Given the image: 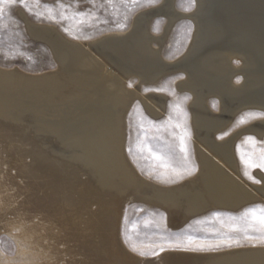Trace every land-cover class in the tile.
Here are the masks:
<instances>
[{"label": "bare ground", "instance_id": "1", "mask_svg": "<svg viewBox=\"0 0 264 264\" xmlns=\"http://www.w3.org/2000/svg\"><path fill=\"white\" fill-rule=\"evenodd\" d=\"M227 1L229 5H234V7L235 5H241V10L236 11L237 17L233 16L236 19L232 18L231 26L208 25L211 34L216 38L223 39L222 36H229V34L233 33L234 28L237 27L236 24H238L239 28L249 32L248 35L250 34L249 38L251 37V40L248 39V43L255 46L256 50L264 55V31L255 30L254 25L250 24L255 21V18L256 21H264V0ZM208 6L205 12L206 15H208L210 10V0ZM254 12H257V15ZM170 16L167 17L172 21L177 15L173 16L174 18ZM193 17L195 18V16ZM137 21L139 22V20ZM137 21L133 24L134 29L144 25L141 24V26V22L138 23ZM50 30L53 31L54 29L50 28ZM124 35H107L103 38V41L101 40L97 44V47L102 51L100 52L99 50L98 53L94 52V49H92L94 46L91 47L90 43L85 45L74 42L66 43L64 38L65 42L58 40L57 38L59 37L56 38L55 35L48 34L47 38L60 50L61 57L64 59L62 64L60 63L62 66L58 63L60 65L58 72L34 79L31 78L32 76L30 78L25 77V74V76H21V73L19 75L14 74L12 71L11 73L0 71V231L6 230L12 236L27 241L32 248L36 249L33 253L39 259L34 261L29 256L21 259L22 263L221 264L218 257V259L212 258L210 254L183 250L163 251L154 261L141 260L133 256L124 247L118 237V231L113 228L117 227V219H119H115L116 209L122 210L121 208L124 207L123 202L126 201L125 197L128 196L126 194L136 191L135 196L137 192L148 196L149 189H151L147 182L145 183L138 179V173L134 172V168H131V163L129 164L127 157L125 158L124 145H122L124 137L123 113L131 101L136 98V94L133 91H127L128 89L123 91L124 88L122 89L123 85L121 84L124 81L122 78L128 76L131 71L128 67L129 64L128 66L122 64L123 57H127L128 53L123 46L129 43L132 50L141 51L143 54L148 43L146 38H142L141 35L139 36L142 40L135 36L137 40L133 41L131 39L133 36L128 38ZM203 42L201 41L200 43L203 44ZM231 45L234 46L235 44H232V42L227 45L226 43L220 44L218 46L220 48L224 47L226 50H221L223 52L215 51V53L205 58L202 56L205 65L218 72L222 80H224V74L229 70V51L234 50L235 47ZM245 45L244 43L236 45L238 47L236 52L244 54L243 57L245 58H240L250 67L254 65L252 67L254 68L260 63V60L255 66L256 60L251 54L252 50L250 51L248 47L245 48ZM198 46L197 44L199 49L200 46ZM98 48L95 49L98 50ZM149 48L151 47L149 46ZM193 48L196 49V47L192 46ZM105 51H108V53H104ZM152 51L150 50V52ZM137 54L134 55V61L143 57V55L139 54L138 56ZM148 55L145 56L146 59ZM151 55L149 56L151 57ZM203 55L205 54L203 53ZM184 57L186 56L184 55ZM196 58H198V55ZM150 60H148L149 63H151ZM104 62L109 63L110 66H104ZM141 63L143 62L141 61ZM136 64H139V62H136ZM193 66L195 67V64ZM244 67L245 69L247 68L246 66ZM244 67L242 70H245ZM200 68L202 69V66ZM132 69L133 72L134 68ZM154 70L152 69L153 72H151H159ZM252 71L250 70V72ZM191 74L193 75V80H190L188 85L193 84L197 79V82H199V79L206 75L197 72V70H194ZM251 75L256 76L257 74L250 73ZM255 78L258 83H262L264 81V72L259 73ZM230 79L232 78L223 82L221 89L227 91L226 93L229 95L241 96L239 97L241 98L239 99L241 100L240 104L243 103L247 107L256 105L264 107V86L254 87L251 92L243 95V91L241 90V92L232 81L230 82ZM101 80L103 82L110 81L112 90L109 91L111 89L109 87L108 90L107 88L105 89ZM251 80L256 81L254 78H251ZM195 84L191 87L200 93L202 87L197 89L199 85L194 87ZM119 86L122 91H119L121 90L120 88L116 90ZM192 93L191 95H194ZM199 99L195 105L192 104L194 106V114L190 110L191 114L197 119L195 121L197 122V139L194 137L197 140V146L194 150L201 166L200 172L197 171L199 175L188 178L182 184L179 183L180 186L178 188L175 185V189L171 187L165 190L163 188L154 190L156 196L164 201L162 204L168 214L167 221L172 226H178L187 217L207 206L213 204L229 207L239 206V204L241 205V203L253 199L258 193H256V187L242 179L233 166V138L226 139L223 142L214 139L215 132L223 129H219V125L223 127L225 124L226 126V123L231 119L230 108L231 106L233 108L234 101L226 97L225 101L228 108L222 111L220 118V116L208 111ZM161 103V97H154L151 102H148L147 107L149 106L148 108L152 109L153 112H158ZM261 124H264V122ZM251 131L261 136L264 132V125L263 128L258 126ZM139 178L141 177L139 176ZM137 199L143 198L139 197ZM22 209L24 210V215L19 217ZM34 210L36 212L35 217L39 215L48 217L50 219L48 221H54V223L46 224L41 221L43 217L29 221L27 216ZM49 236L57 238L56 240L60 241V245L56 244L55 247H52L51 243L47 242ZM78 254L86 258H81ZM69 255L72 259L67 260L64 258ZM261 255L254 256L249 261L247 260V263H242L262 264L264 255ZM222 258L221 260H224V257ZM13 261L5 258L0 253V264H12ZM229 264L233 263L230 261Z\"/></svg>", "mask_w": 264, "mask_h": 264}, {"label": "rangeland", "instance_id": "2", "mask_svg": "<svg viewBox=\"0 0 264 264\" xmlns=\"http://www.w3.org/2000/svg\"><path fill=\"white\" fill-rule=\"evenodd\" d=\"M210 2L211 6L208 15L205 12L209 7V0H38V3L37 0H26V4H21L20 0H16L15 4L10 5L5 3L0 5V8L3 9L2 14H0V71L7 73H11L12 71L14 74L19 75L21 73V76L25 74L26 76H24L29 78L32 76L31 78L36 79L40 76L44 77L58 72L59 66L64 60L61 57L60 50L47 38L48 34L55 35L56 38L59 37L57 39H60V41H64V38L66 43L74 42L84 45L90 43L91 47L94 46L92 48L94 52L98 53L99 50L100 52L102 51L97 47V44L110 34H125L124 36L128 38L133 36L131 38L132 41L137 40V38L139 40L146 38L148 43L146 46H148H145V48H148V51L145 49L143 54L141 51L137 52L135 50V52L132 50L129 43L123 46L128 53L127 57H123L122 64H126L127 66L129 64L128 67L131 71L128 76L122 78L124 81H122L121 85H123V91L127 89V91H133L136 94V98L131 101L123 113L124 137L122 145H124L123 152L125 158L127 157L126 159H128L129 164L131 163L132 166H130L134 168V172L138 173H136L138 179L145 183L147 182L151 189H149L148 196L142 193L139 194V192L135 196L136 191L126 194L128 195V199L125 197L126 201L123 202L124 207L122 206V210L116 209L115 219H119H117V227H113L115 228L114 230L118 231V237L124 247L133 256L141 260L154 261L159 257L160 253L167 250L207 253L212 258H219L221 264H229L230 261L233 264H244L254 258V256L264 255V240L259 238L261 233L249 228L248 236L256 238H247L244 231H242L246 227V222L241 219L248 209L264 208V192H262L264 190V168L254 166L261 163L260 157L264 154V132L260 136L251 131L258 126L263 128L264 124L261 123L264 122V107L262 108L259 105L247 107L243 103L241 105V100H239L241 96L229 95L226 93L227 91L221 89L223 82L229 78H232L229 80L230 82L232 81L240 91H243H241L243 95L251 92L254 87L264 86V81L258 83L255 78L259 73L264 72V55L257 51L255 46L248 43V39L251 40V37L249 38L250 34L248 35L249 32H245L244 29L239 28L238 24H236L237 27L234 28L233 33L229 34V36H222L224 41L219 37H214L208 25L231 26L232 18L233 16L237 17L236 11L241 10V5H235L234 7V5H229L227 0H210ZM200 3L202 4L201 6ZM47 6H51L50 9ZM254 14L257 15V12H254ZM167 16H175V18L173 17L174 21H170ZM136 21L138 23L141 22L140 25L144 24L140 27L143 29H134L133 24ZM250 24L254 25L255 30L264 31L263 20L256 21L255 18V21ZM50 28L54 29V33ZM200 29H202V34ZM135 36L137 37L136 39ZM198 36L201 39L200 41ZM201 41H204L203 44L200 43ZM231 42L235 44V47L239 43L246 44L245 48L248 47L250 51L252 50L251 54L256 60L255 66L259 63V60L260 63L254 68H252L254 65L250 67L246 62H243L242 58H245L243 57L244 54L236 52L238 51V47L235 48L231 45L234 47V50H231L232 52L229 51L228 74H224L225 77L223 76L224 80H222L219 76L220 74L205 65L203 59L215 53V51L223 52L226 48H220L218 45L223 43L227 45ZM194 44L196 45L194 46ZM197 44L200 46H198L199 49L197 48ZM149 46L157 52L155 50L152 51ZM192 46L196 47L197 50L194 48L193 50ZM95 48H98V50ZM132 51L134 52L132 53ZM104 53H108V51ZM135 54L138 56L139 54L143 55V57L137 58L134 61ZM156 54L157 58L155 57ZM146 55H148L147 59ZM197 55L198 58H196ZM157 59L158 61L160 59V61L158 62ZM182 59L184 60L182 61ZM136 62H139V64H136ZM58 63L61 64L58 65ZM240 63L243 65L241 64V66ZM194 64L195 67L193 66ZM104 66L107 67L110 64L104 62ZM199 66H202V69ZM244 66L247 68L245 69ZM243 67L245 70H242ZM132 68H134L133 72ZM152 69L159 72L152 73ZM181 70H184V73ZM194 70H197L201 74H206L199 79L202 83H200L201 85L199 84L200 81L197 82L198 79L193 84L188 85V82L193 80L191 72L193 73ZM250 70L253 71L250 72ZM250 73L257 75H251V77ZM185 77L186 79L189 78L187 79L188 81ZM251 78H254L256 81H252L253 79L251 80ZM101 81L103 82V80ZM102 84L107 90L112 87L110 81H104ZM194 84V87H198L199 85L197 89L202 87L200 93L195 88H192ZM119 88L121 89L119 86L116 90H119ZM122 89L119 91H122ZM111 90L112 88L109 89V91ZM191 93L194 95H191ZM154 97H161L162 100L158 112H153L152 109L148 108L149 106L147 107L148 102H151ZM226 97L234 101L233 108L232 106V109L229 107L231 119L226 123V126L225 124L223 127L219 125L218 128L223 129H218L219 131L215 132L214 139L223 142L226 139L233 138V166L242 179L246 180L249 184L252 183L251 185L256 187V193H258L253 199L245 201L241 205L239 204V206L229 207L221 204L207 206L192 216L190 215L187 219L185 218L186 220H183L178 226H172L167 221L168 214L162 204L164 201L156 196L154 190L161 188L165 190L175 185L178 188L188 178L190 179L199 175L201 166L194 150L197 146V122H195L197 119L193 115L194 106L192 104L195 105L199 99L208 111L217 116H220V114L222 116V111L228 108L225 101ZM193 99L196 101H193ZM190 105L191 107H189ZM190 110H192L193 114H191ZM252 123L254 124L252 125ZM181 138H183V151H181ZM145 141L148 142L151 152L148 148L141 149L140 145ZM156 157L159 158L157 159ZM134 196L136 199L133 200ZM139 197L145 199H137ZM23 211L22 209L23 214L21 213L19 217L24 215ZM217 213L220 215L217 216ZM34 215H36L35 210L27 216L29 221L43 217L41 215L35 217ZM48 220H50L48 217H43L41 221H44L46 224L54 223V221L50 222ZM233 226H236L235 231L233 230ZM189 238H191V244L187 248L175 246L177 241L188 244ZM56 239L53 236H49L47 242L51 243L52 247H55L60 242ZM198 245H203V250L198 249ZM161 247L163 251L160 250ZM33 251H36V249L32 248L27 241L12 236L6 230L0 231V253L5 258L11 261L14 260L12 264H25L22 263L21 259L29 256L34 261H37L39 258L34 255ZM153 252L156 254L153 255ZM141 253L144 254L141 255ZM78 256L81 257L80 254ZM222 257H224V260H221L223 259ZM64 258L67 260L72 259L70 255ZM59 260L61 259L59 258ZM33 264L39 263L35 262Z\"/></svg>", "mask_w": 264, "mask_h": 264}, {"label": "snow or ice", "instance_id": "3", "mask_svg": "<svg viewBox=\"0 0 264 264\" xmlns=\"http://www.w3.org/2000/svg\"><path fill=\"white\" fill-rule=\"evenodd\" d=\"M5 3H8L10 5L15 4L16 0H0V5L5 4ZM20 3L26 4V0H20ZM37 3H38V0H37ZM47 7H49V9H50L51 6H47ZM2 11H3V9L0 8V14H2ZM241 122H243V121H241ZM249 139H251V138H249ZM140 147L142 150L144 148H148V150L151 152V148L148 147L147 141H145L143 144H141ZM183 150H184L183 149V138H181V151H183ZM156 158L158 159L159 157H156ZM260 161H261V163L259 165H254V166H259V167L264 168V154L261 155ZM216 215L219 216L220 214L217 213ZM241 219L245 220V222H246V227L244 229H242V231H244L245 236L247 238H250V239L256 238V237L248 236V229L251 228L253 231H259L261 233L259 238L264 240V208L248 209L244 213V216L241 217ZM233 230L234 231L236 230V226H233ZM190 244H191V238H189L188 244H184L181 241H177L175 246L187 248ZM209 247H211V246H209ZM197 248L200 250H203L204 246L198 245ZM160 250L163 251V248L161 247ZM143 254L144 253H141V255H143ZM152 254L155 255L156 253L153 252Z\"/></svg>", "mask_w": 264, "mask_h": 264}]
</instances>
